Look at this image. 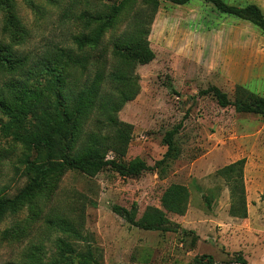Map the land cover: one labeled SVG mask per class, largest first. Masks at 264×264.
<instances>
[{
    "label": "rangeland",
    "instance_id": "1",
    "mask_svg": "<svg viewBox=\"0 0 264 264\" xmlns=\"http://www.w3.org/2000/svg\"><path fill=\"white\" fill-rule=\"evenodd\" d=\"M29 1L33 8L26 0H13L24 29L15 40L2 32L0 9V41L33 56L54 46H70L79 23L69 13L77 14L79 3ZM221 1L239 7L254 4L264 17V0ZM117 25L105 32V45L124 22ZM146 40L152 59L133 69L137 94L116 114L131 125L121 161L137 158L146 168L127 177L107 167L93 177L66 172L28 235L16 242L0 241V264H46L57 252L58 238L77 251L89 246L100 264H206L205 258L196 259L201 255L210 256L212 264H235L238 257L246 264H264V116L236 113L231 106L220 108L210 94H199L214 86L231 100L238 85L264 97V35L202 0L183 5L159 0ZM7 77L0 74V87ZM74 87L79 88V80ZM5 121L0 115V127ZM175 127L179 156L155 165L166 149L164 133ZM8 140L0 135V190L11 197L26 178L21 147ZM112 156L108 153L105 158ZM239 159L244 161L243 219L229 216L227 187L213 175ZM171 183L184 185L189 193L185 213L167 215L175 232L141 230L112 211V207H134L139 217L145 207L158 208L161 192ZM69 204L83 213L80 240L48 228L45 222L48 210L64 213ZM25 215L22 209L4 218L0 235Z\"/></svg>",
    "mask_w": 264,
    "mask_h": 264
},
{
    "label": "trees",
    "instance_id": "2",
    "mask_svg": "<svg viewBox=\"0 0 264 264\" xmlns=\"http://www.w3.org/2000/svg\"><path fill=\"white\" fill-rule=\"evenodd\" d=\"M46 1L56 5L54 0ZM69 1L79 3V12L69 13L79 23V32L71 37L70 46H54L33 56L20 54L0 41V74L8 76L0 87V115L6 119L0 135L20 145V162L26 178L11 197L0 190V223L7 216L26 210L21 221L1 233L0 241L16 242L28 235L31 224L43 212L68 171L93 177L107 167L120 177H127L146 168L137 158L127 163L121 161L130 140L131 125L119 121L116 114L137 94L133 69L152 59L146 37L159 0H120L116 4L109 0ZM167 1L183 5L190 0ZM202 1L220 13L248 22L264 35V17L256 5L239 7L221 0ZM26 4L33 8L29 0ZM13 5V0H0L2 32L15 40L24 35V29ZM120 22H124L123 29L112 34L105 45V32L117 28ZM78 80L79 88L75 90ZM199 94H210L220 108L231 106L236 113L264 116V97L241 86H234L231 100L214 86ZM176 133L177 127L164 133L162 142L166 149L155 165H164L179 156L173 140ZM108 153L113 156L106 159ZM243 164V159H239L213 173L227 187L229 216L239 219L246 217ZM188 199L184 185L171 183L161 192L158 208L145 207L139 217L134 207H112V211L135 228L175 232L176 227L167 215H183ZM68 208L64 213L54 208L48 210L45 222L48 228L80 240L82 210L76 213L70 204ZM56 243L57 252L46 264H100L89 246L77 251L62 238ZM201 258L212 264L210 256L196 259ZM235 260V264H246L240 257Z\"/></svg>",
    "mask_w": 264,
    "mask_h": 264
}]
</instances>
